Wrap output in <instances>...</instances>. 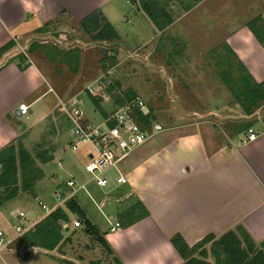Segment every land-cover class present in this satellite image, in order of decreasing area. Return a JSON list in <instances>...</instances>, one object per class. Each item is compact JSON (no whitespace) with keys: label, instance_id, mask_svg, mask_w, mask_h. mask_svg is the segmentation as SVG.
Segmentation results:
<instances>
[{"label":"rangeland","instance_id":"obj_1","mask_svg":"<svg viewBox=\"0 0 264 264\" xmlns=\"http://www.w3.org/2000/svg\"><path fill=\"white\" fill-rule=\"evenodd\" d=\"M158 1L176 19L161 30L138 3L124 2L113 22L119 33L116 40L93 41L77 26L57 31L49 26L44 36L22 40L20 45L4 53L6 57L4 54L0 57V63L4 59H14L20 63L19 68L23 65L22 68H25L29 62L24 63L20 55L28 52L31 57L28 47L35 44L32 59L47 74L48 87L51 88L38 99L40 101L30 106L27 116L13 119L19 132L13 142L16 145L20 142L29 151L42 176L27 191L19 188L18 194L9 200L3 199L5 191L0 187V230L4 232L5 239L12 240L8 247H0V253L13 246L15 239L17 218L11 215V209L24 210L29 219L38 218L43 210L35 200L36 196L51 206L56 202L55 192H63L66 180L74 178L81 183L89 179V174L84 170L87 161L85 153L92 146L82 142L76 149L71 148V141L75 138L70 133L69 118L60 105L62 101H68L70 107L73 104L78 106L86 122L92 125L100 123L103 117L90 95L97 97L100 106H106L109 113L119 105L116 96L130 90L144 100L154 118L163 126H180L191 119H198V116L214 120L227 132L246 122L251 123L242 115L243 109L222 80V75L228 69L231 76L239 80L244 73L227 50L226 38L235 27L253 19L259 20L258 26L264 32V20L260 15L264 1L206 0L193 9L190 8L194 5L192 0ZM62 34L64 36L60 38ZM37 43L43 44L44 50ZM69 49H75L78 54L76 72L71 68L76 59L68 56L66 59H70L71 63L64 60L63 52ZM45 50L50 57H47ZM35 82L37 79L29 81L31 84ZM29 83L21 78L18 87L13 85L12 89L13 95L19 99L21 97L26 103L46 90L44 85L38 91L35 89L29 93ZM0 92L5 91L1 89ZM73 98L77 101H73ZM2 110L0 107V112ZM9 115L12 117L8 112ZM33 121L34 124L28 126ZM42 152L52 156V159L41 160L39 155ZM108 175L110 181L115 182L116 170L111 169ZM109 189V186L99 187L94 182H88L85 190L80 189L74 195L100 231H104L110 223L119 221L120 213L135 197L126 184ZM63 208L69 217L63 223V227L67 224L63 231L66 240L50 255L33 254L28 250L22 256L13 255L15 262L117 264L113 254H109L87 232L84 222ZM31 214L34 218H31ZM76 220H80L81 224L73 227ZM18 238L25 243L22 234ZM208 259L213 262L210 255Z\"/></svg>","mask_w":264,"mask_h":264},{"label":"crops","instance_id":"obj_2","mask_svg":"<svg viewBox=\"0 0 264 264\" xmlns=\"http://www.w3.org/2000/svg\"><path fill=\"white\" fill-rule=\"evenodd\" d=\"M124 2L131 4L129 0H0V46L12 40L14 48L22 40L44 36V27L56 31L79 27V21L95 10L113 25ZM260 15L264 20V6ZM226 43L251 77L264 82V40L260 42L245 22L231 31ZM29 54L20 55L29 62L25 68L14 59L0 63V90L5 91L0 92V148L19 135L13 119L18 118L17 105L25 100L13 95V85L18 87L21 78L28 83L37 79L29 83V93L45 85L46 90L27 103L29 108L51 89L47 74ZM242 115L251 121L244 131L227 132L214 120L199 116L180 126L164 125L162 132L119 161L117 174L126 176L125 184L149 211L147 217L116 232H108V226L104 231L98 228L122 264H180L182 258L170 242L173 234L191 246L207 234L219 236L240 223L255 241L264 238V101ZM249 129L256 133L252 140L247 139ZM108 186L119 185L111 180ZM18 237L0 253V264H21L13 255L28 250L45 255L57 248L29 246Z\"/></svg>","mask_w":264,"mask_h":264},{"label":"trees","instance_id":"obj_3","mask_svg":"<svg viewBox=\"0 0 264 264\" xmlns=\"http://www.w3.org/2000/svg\"><path fill=\"white\" fill-rule=\"evenodd\" d=\"M129 1L131 3H138L140 9L146 13L154 25L160 30L173 21L171 14L158 0ZM192 1L196 3L199 0ZM258 22V19L250 20L247 22V26L255 37L262 42L264 40V32L259 28ZM78 25L93 41H112L119 38V33L116 28L105 18L100 10H95L88 14L79 21ZM41 29L38 28V31H42ZM43 30L47 31V28L44 27ZM13 44L14 42L10 40L0 46V57ZM34 45L31 44L28 47L29 52L33 51ZM37 46H40L44 50L43 44H38ZM226 48L232 57L237 60L240 69L244 73L241 74L239 80H235L228 69H225L222 80L227 84L228 89L233 93L234 97L237 98L243 109V113L249 115L254 111V107L256 108L260 102L264 101V82L255 81L247 72L245 66L237 59L227 43ZM74 50L69 49L63 53L65 54L64 60L67 63H71L70 59H66L68 56L76 59L75 64L71 67L76 72L78 69V54ZM45 53L47 57H50L46 50ZM136 96L130 90L122 96H116V99L119 105H122L134 99ZM90 98L94 106L99 110L101 116L105 117L108 113L100 106L98 98L92 95H90ZM137 112L147 124L150 123V120L155 119L150 108L149 113L146 115H142L139 111ZM250 125V122H246L241 127L239 126L237 130H247ZM39 157L44 162L52 159V156H46L44 152ZM0 168V187L5 191V195L3 196L4 200L15 197L18 194L19 188L27 191L42 176V171L35 165L34 158L20 142L16 145L12 141L0 148ZM65 208L76 214L84 222L87 232L109 254H113L117 264H122L120 259L114 254L107 239H105L98 227L90 221L74 196L66 202ZM148 215L149 211L146 206L137 197H133V201L120 213L119 223L121 227H126ZM68 219V214L64 208L57 207L53 209L38 219L30 229L22 234L25 243L29 246H38L46 250H53L66 240L63 237V231L66 229V227H63V223L68 221ZM80 220L76 221L81 223ZM170 242L182 258L180 264H264V238L255 241L247 229L240 223L219 236L207 234L191 246L179 234H173L170 237ZM207 244H209L208 247L206 246ZM209 255L213 258V262L208 259ZM65 263L72 264L71 262Z\"/></svg>","mask_w":264,"mask_h":264},{"label":"built area","instance_id":"obj_4","mask_svg":"<svg viewBox=\"0 0 264 264\" xmlns=\"http://www.w3.org/2000/svg\"><path fill=\"white\" fill-rule=\"evenodd\" d=\"M89 90L94 93L93 88ZM73 101L76 102L77 99ZM60 105L69 118V122L71 123L70 133L75 138V140L71 141V148L76 149L82 142H88L92 146V149L87 154V161L84 165V170L89 174V179L81 183H77L74 178L66 180L65 189L60 193L55 192L56 202L51 206L36 196L35 200H37L43 210L38 218L29 219L24 210H11V215L17 218L14 225L15 238L30 229L38 219L53 209L65 207L66 202L78 190H85L88 182H94L99 187L108 186L110 183L108 172L111 169H117V164L127 154L146 143L164 129V126L157 119L150 120V123L147 124L140 117L137 111L142 115H146L149 113V107L139 96L119 105L115 110L110 111L103 117L100 123L95 125L86 122L83 111L78 106L73 104L70 107L68 101H62ZM28 110L29 105L25 102H20L16 107L15 114L18 117L27 116ZM248 131L247 139H254L256 133L252 129ZM127 181L125 175L118 173L115 176L116 185L125 184ZM80 224L74 221L73 227H78ZM119 229H121L119 221L110 223L108 227V231L110 232H116ZM4 236V232L0 230L1 248L8 247L12 241L10 238L5 239Z\"/></svg>","mask_w":264,"mask_h":264}]
</instances>
